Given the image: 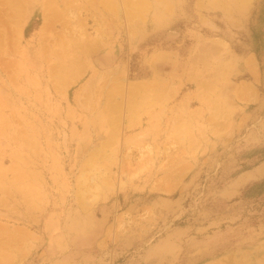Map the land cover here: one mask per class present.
I'll return each instance as SVG.
<instances>
[{"label": "rangeland", "instance_id": "rangeland-1", "mask_svg": "<svg viewBox=\"0 0 264 264\" xmlns=\"http://www.w3.org/2000/svg\"><path fill=\"white\" fill-rule=\"evenodd\" d=\"M45 1L21 0L19 47L0 0V248L15 258L0 264H264V0H148L139 19L122 0H50L64 13L44 33ZM71 55L82 72L57 92L49 71ZM122 71L115 160L96 159L113 189L84 211L78 179L114 131L103 104Z\"/></svg>", "mask_w": 264, "mask_h": 264}, {"label": "bare ground", "instance_id": "bare-ground-1", "mask_svg": "<svg viewBox=\"0 0 264 264\" xmlns=\"http://www.w3.org/2000/svg\"><path fill=\"white\" fill-rule=\"evenodd\" d=\"M3 1H5V5H8L9 7L11 6V8L8 10V11H6V15L4 14V16H5V19L4 20H6V21H9V23L8 24H10L11 26H13V27H15V29H14V34H13V36L16 38V39H13L12 40V38L13 37H11V39L10 40H12V42H9V43H11L12 45H18L19 43H18V40L20 39V35H21V33H20V31H19V27H20V24L19 23H21L20 22V19L22 18L21 17V11H22V9H21V0H19V1H17L16 0V2H15V0H13V1H11V2H14L13 4L11 3V2H9V0H3ZM48 2H46V3H44L45 4V6H44V13H43V18H44V20H43V25H42V28H41V31L42 32H44V30L45 29H47L49 26L51 27V23H53L52 21L54 20V17L56 16H61L63 13H64V11L62 10H59L57 7H56V5H55V3L53 2V1H55V0H53V1H50V0H47ZM108 1V0H107ZM107 1H105L106 3H104L103 2V0H102V2H103V4L104 5H106V7L109 9L110 7H113V3H111V1L110 2H107ZM53 4H52V3ZM88 2H90L89 0H87V3ZM122 2H123V4L125 5V13H127L128 15H129V17H134L133 19H139V17L141 16L142 17V15H143V13H145L146 12V6H147V4L149 3L148 2V0H122ZM10 3H11V5H10ZM68 3V2H67ZM151 3V2H150ZM69 5V4H68ZM119 5V4H118ZM165 5V4H164ZM71 6V5H70ZM108 6H110V7H108ZM22 7H23V5H22ZM67 7V6H66ZM84 7V6H83ZM92 7V6H91ZM101 7H102V5H101ZM151 8H152V5H151ZM86 9V8H85ZM97 9V8H96ZM99 9V8H98ZM102 9H103V7H102ZM105 9V8H104ZM111 9V8H110ZM113 9H114V7H113ZM119 9H121L120 7H119ZM147 9H149V7L147 8ZM24 10V9H23ZM151 10V9H150ZM4 11V10H3ZM98 11V10H97ZM103 11V10H102ZM105 11H107V9H105ZM112 11V10H111ZM2 12V11H1ZM99 12V11H98ZM11 13V16H16V19H15V21L13 22V23H11L10 21H11V17H10V14ZM111 13V12H110ZM114 13V12H113ZM148 13V12H147ZM9 15V16H8ZM23 15V14H22ZM118 15V14H117ZM165 16V15H164ZM161 17H162V15H159L158 17H156V20H160L161 19ZM13 18H15V17H13ZM12 18V19H13ZM24 18V17H23ZM85 18V17H84ZM58 19V18H57ZM149 19V18H148ZM3 20V19H2ZM58 20H60V19H58ZM130 20V19H129ZM141 20L143 21V20H145V19H142L141 18ZM139 21V20H138ZM129 22H131V21H129ZM137 23V22H136ZM148 23V22H147ZM138 24V23H137ZM144 24H145V22H144ZM21 25H22V23H21ZM54 25V24H53ZM86 26V25H85ZM12 27V28H13ZM11 28V30H13ZM112 28V27H111ZM20 29H22V28H20ZM22 31V30H21ZM12 33H13V31H11ZM17 32H18V34H17ZM44 33H46V32H44ZM101 35V34H100ZM3 36H4V39H5V33H4V29H3ZM10 37V36H9ZM44 37V36H43ZM60 37H61V35H60ZM98 37V36H97ZM100 37V36H99ZM7 38L8 37H6V40H7ZM21 38H22V36H21ZM49 38V37H48ZM47 38V39H48ZM3 38H2V40H4ZM98 39V38H97ZM59 40V39H58ZM75 40V39H74ZM102 40V39H101ZM52 41V40H51ZM62 41H64V40H62ZM48 42V41H47ZM7 43V42H6ZM8 43V44H9ZM97 42L95 41V40H93L91 43H89V47H95ZM8 44H7V48H8ZM11 44H9V46L11 45ZM99 44H100V42H99ZM64 45V44H63ZM86 46V45H84V44H82V43H79V42H73V47L76 49L77 47H80V46ZM19 47H20V45H18ZM68 46H70L69 44H68ZM68 46L67 45H65L64 47H67V49H68ZM1 47H3V46H1ZM12 48H13V46H12ZM16 48L18 49V47L16 46ZM73 48V49H74ZM85 48V47H84ZM224 48V47H223ZM62 49V48H61ZM78 49V48H77ZM1 50V49H0ZM5 50V49H4ZM71 49L69 48L68 49V51H70ZM83 50V49H82ZM67 51V50H66ZM72 51V50H71ZM85 51V50H84ZM87 51V50H86ZM217 51H218V49H217ZM217 51L215 52V53H217ZM6 52V51H5ZM60 52H62V51H60ZM86 53V52H85ZM20 54V53H19ZM58 54L60 55L61 53H59L58 52ZM76 54V53H75ZM64 55V54H63ZM83 55V54H82ZM58 56V55H57ZM81 56V55H80ZM87 56V55H86ZM55 57V56H54ZM61 57H63V56H61ZM65 57V56H64ZM85 57V56H84ZM68 58V57H67ZM75 57H72V55H71V58H70V60H68V64L67 65H64V66H61L59 69L57 68V71L55 72V71H52V69H50L51 71H49V76L51 77V81L53 82L54 81V89L57 91V92H62L64 89H65V87H66V85L72 80V79H74L75 77H78L79 75H80V73L82 72V70H81V65L77 62V60L76 59H74ZM47 59V58H46ZM57 59V58H56ZM58 59H59V57H58ZM80 59V58H79ZM202 59H204V57H202ZM219 59H222V58H219ZM60 60V59H59ZM59 60H56L58 63H59ZM251 60V59H250ZM250 60L248 61V62H250ZM18 61V60H17ZM63 61V60H62ZM20 61H18V62H16L17 64L19 63ZM253 62V61H252ZM251 63V62H250ZM22 64V63H21ZM223 64V63H222ZM19 66H20V63L18 64ZM251 65H253V64H251ZM22 66V65H21ZM51 66V65H50ZM219 66V65H218ZM251 67V66H250ZM217 68V67H216ZM216 68H214V69H216ZM218 69V68H217ZM220 69V68H219ZM253 69H254V65H253ZM19 70H23V67H21V69H19ZM55 70V69H54ZM196 70V69H195ZM222 71H225V70H222ZM28 72V71H27ZM194 72V71H193ZM124 73L125 72H118V73H116V74H114L112 77H111V80H109V84H108V86H107V88H109L108 90H107V88L106 87H104V88H106V90L105 91H107L106 92V96H105V102H104V106H103V108H104V110H105V112H107V120H106V123L107 124H109L111 127H112V129L114 130V131H111V132H109V138L106 140V142L107 143H105V141H104V143H102V144H100L99 146H98V148L97 149H95L94 150V153L91 155V157L89 158V160H88V162H87V166H89L90 168H89V170H92L91 171V175L89 176L85 171H83L82 173H81V176H80V179H78L79 181H80V183H79V185L82 187V186H85V187H87V189L86 190H80L79 191V193H80V198H81V202H82V207H83V210L85 209L86 210V207H89L90 206V204L92 203V202H95V200L97 199V197L98 196H100L101 194H105V192H109L110 190H112L113 189V186H112V184H111V182H110V179H109V177H105V173H104V171H102L101 169H102V166L101 165H98V166H96L97 164H96V159L97 160H99L100 158H103L102 156H107L108 157V159L109 160H112V159H114L115 160V158H114V155H110V154H107V153H105V148H111L112 147V145L115 143V142H117V141H114L113 142V135L115 136L116 135V132H117V130H116V128H118L119 127V125L120 124H118V122L120 121V116H121V105L119 104L120 102H117V99L121 96V99H122V95H124L123 93H124ZM221 73H223V72H220V74ZM215 74V73H214ZM219 74V75H220ZM194 75V74H193ZM72 76V79L70 78ZM104 76V75H103ZM107 76V75H106ZM194 78H195V76H194ZM215 80H217V79H215ZM214 80V81H215ZM223 81V80H222ZM156 82V81H155ZM202 82V81H201ZM205 82V80L202 82V83H204ZM210 82H212V80L210 81ZM210 82H208V84L210 83ZM216 82H218V81H216ZM103 83V82H102ZM106 83V82H105ZM165 82H163V80H160V81H158L157 83H156V85H157V88L156 89H154L153 91H151L152 92V95H151V99L152 100H154V101H156V100H161V97H162V91L164 92V90H163V85H165L164 84ZM199 84V83H198ZM203 85V84H202ZM213 85V84H212ZM200 86V85H199ZM214 86H216V85H214ZM16 87V86H15ZM127 87V86H126ZM201 87H203V86H201ZM207 87V86H206ZM53 88V87H52ZM103 86H102V90L100 91V93L103 91ZM205 87H203V89H204ZM250 88V87H249ZM92 89V88H91ZM206 89V88H205ZM214 89V88H213ZM241 89V88H240ZM240 89H238V90H240ZM243 89V88H242ZM196 90V89H195ZM209 90H210V88H209ZM15 91V90H14ZM199 91V90H198ZM210 91H212L213 92V90H210ZM215 91V90H214ZM220 91V90H219ZM240 91H242V90H240ZM96 93H97V90L95 91ZM151 92H149V88H148V84H146V83H143V84H135V85H129V87H128V90H126V101H125V105H126V110H125V113L126 114H124V116H125V118H126V120H127V124L129 125V126H132V125H134V123H137V122H135V120H137V119H135V113H136V109H137V100H138V102L140 103V101H141V99H143V97L146 95V94H148V93H151ZM215 92H217V91H215ZM215 92H214V95H215ZM15 93V92H14ZM89 93H90V91L88 92V95H89ZM100 93H99V95H100ZM210 93V92H209ZM16 94V93H15ZM92 94H93V92H92ZM102 94H103V92H102ZM213 94V93H212ZM85 96V95H84ZM205 96H208V95H203V99H207ZM99 97H101V95L99 96ZM148 97V96H147ZM210 97V96H209ZM103 99V98H102ZM140 100V101H139ZM144 100H146L145 99V97H144ZM48 102V101H47ZM99 102V101H98ZM145 102V101H144ZM122 103V102H121ZM153 103V102H152ZM99 104V103H98ZM141 104H142V102H141ZM148 104V103H147ZM97 105V104H96ZM50 106V105H49ZM141 106H143V105H141ZM157 106V105H156ZM98 107H100V106H98ZM46 109V108H45ZM33 110V109H32ZM39 110H40V108H39ZM47 110V109H46ZM142 110V109H141ZM31 111V110H30ZM37 111V110H36ZM42 111V110H41ZM86 111V110H85ZM137 112H138V110H137ZM33 113V112H32ZM43 113V112H42ZM92 113V112H91ZM120 113V114H119ZM149 113V112H148ZM38 114V113H37ZM145 114V113H144ZM212 114V113H211ZM13 115V114H12ZM33 115V114H32ZM149 115V114H148ZM53 116V115H52ZM97 116H99V115H97ZM141 116V115H140ZM139 116V117H140ZM138 117V116H137ZM139 119V118H138ZM141 119V118H140ZM139 119V120H140ZM119 120V121H118ZM93 121H94V119H93ZM141 121V120H140ZM32 122V121H31ZM95 123H96V120H95ZM120 123V122H119ZM138 123L139 124H141L139 121H138ZM105 124V123H104ZM32 125V124H31ZM85 125V124H84ZM106 127V126H105ZM21 129V128H20ZM122 130V129H121ZM36 132V131H35ZM111 133V134H110ZM119 133V132H118ZM120 134V133H119ZM118 135V134H117ZM190 136L191 135H189V137L187 136V138L189 139L190 138ZM194 136V135H193ZM31 137V136H30ZM118 137V136H117ZM113 139V140H112ZM115 139H116V136H115ZM188 139H186V140H188ZM191 139V138H190ZM190 139H189V141H190ZM184 140H185V138H184ZM193 140H195V139H193ZM195 142V141H194ZM191 143H193V141H191L190 142V144ZM188 144H189V142H188ZM187 144V145H188ZM189 147H190V145H189ZM30 150V149H29ZM97 155V156H96ZM94 156H96V157H94ZM94 157V158H93ZM105 159V158H104ZM107 159V158H106ZM20 160V159H19ZM106 161V160H105ZM17 162H19V161H17ZM83 166V165H82ZM12 167V166H11ZM20 167V166H19ZM18 166H17V168L18 169H20ZM16 168V167H15ZM16 168V169H17ZM83 168H84V166H83ZM82 168V169H83ZM18 169H17V171H18ZM13 170V169H12ZM21 170L22 169H20L19 171L21 172ZM9 171V170H8ZM26 171V170H25ZM23 172V171H22ZM22 172L20 173L21 174V177H20V174H19V178H17V179H19L18 181H22L24 178H25V176H24V178H22L23 176V174L24 175H26V173H23L22 174ZM17 174V173H16ZM1 177V176H0ZM27 177V176H26ZM35 177V176H34ZM5 178V177H4ZM20 179H22V180H20ZM17 181V182H18ZM4 182V181H3ZM19 183V182H18ZM22 183V182H21ZM88 183H91V186L89 185H86V184H88ZM21 185V184H20ZM79 186V187H80ZM1 187H2V185H1ZM15 187V186H14ZM78 187V188H79ZM89 187H92L91 189H89ZM18 188V187H17ZM5 189V188H4ZM3 189V190H4ZM86 191H89V194H91V196H92V198H91V200H88L87 201V199H84V197L83 196H85L86 195ZM111 192V191H110ZM106 195V194H105ZM103 196V195H102ZM99 198H101V197H99ZM31 199V198H30ZM79 199V198H78ZM80 201V200H79ZM27 202V201H26ZM81 202H80V204H81ZM95 204V203H94ZM92 207V206H91ZM84 210V211H85ZM2 230V229H1ZM15 231H17V230H15ZM5 232V231H4ZM4 232H2V234L4 233ZM1 234V231H0V236L2 235ZM31 234V233H30ZM30 234H28V232H11V233H9V235H7V237L6 238H8L9 240L8 241H17V242H19L18 240H23L24 238H32L33 237V235H30ZM6 235V234H5ZM25 241H26V239H24ZM13 241V242H14ZM23 242V241H22ZM31 242H33V241H31ZM9 243V242H8ZM17 244V243H16ZM29 244V243H28ZM5 245V244H4ZM7 245V244H6ZM0 246H1V243H0ZM8 246V245H7ZM6 246V247H7ZM9 246H10V244H9ZM12 246V245H11ZM18 246H19V244H18ZM2 247H4V246H2ZM29 247V246H28ZM5 248V247H4ZM4 248H0V263L1 262H3V263H5L7 260H9V261H12L13 259L15 260V258H14V254L12 253V251H8V253H4V252H2V250L1 249H4ZM8 249V248H7ZM10 249H13V248H10ZM19 250V249H18ZM22 252V251H21ZM22 253H25V251H24V249H23V252ZM5 254V255H4ZM17 255V254H16ZM21 255V254H20ZM23 255V254H22ZM21 255V256H22ZM2 256H6V257H8V258H6V260H4L3 258H2ZM9 257H10V259H9ZM11 263V262H10Z\"/></svg>", "mask_w": 264, "mask_h": 264}]
</instances>
